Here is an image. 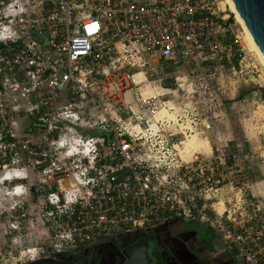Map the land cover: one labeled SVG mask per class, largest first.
Masks as SVG:
<instances>
[{
	"label": "built area",
	"instance_id": "built-area-1",
	"mask_svg": "<svg viewBox=\"0 0 264 264\" xmlns=\"http://www.w3.org/2000/svg\"><path fill=\"white\" fill-rule=\"evenodd\" d=\"M222 19L218 0H0V151L22 169L24 199L12 240L32 216L47 236L0 245V264L62 260L174 221L211 226L239 264H264V193L210 139L224 64L240 52L229 70L254 81ZM21 119L44 133L23 139ZM194 137L208 144L189 153Z\"/></svg>",
	"mask_w": 264,
	"mask_h": 264
},
{
	"label": "rangeland",
	"instance_id": "rangeland-1",
	"mask_svg": "<svg viewBox=\"0 0 264 264\" xmlns=\"http://www.w3.org/2000/svg\"><path fill=\"white\" fill-rule=\"evenodd\" d=\"M218 1L221 18H225L222 20L231 23L232 36L247 55V60L244 63L245 78L254 81H249L248 85L238 83L239 79L229 70L236 61L233 60L229 65L224 64L227 73L223 78H219L213 83L223 107L214 119V129L210 139L216 150H221L226 154H238L239 162L245 168V172H248V181L252 185L253 191L256 194L257 192L264 193V64L259 54L251 46L245 28L232 13L226 0ZM36 129L38 135L44 133L42 127ZM13 157L15 156L10 150L8 153L0 151V245H11L20 250L40 242H46L47 236L44 226L35 216H32L34 228L30 235L23 239L19 237L17 241L12 240L14 236L11 233L10 223H14L17 217L12 207L24 200L22 197L14 195L15 188L23 182L16 179L22 169L18 167L19 165L16 164ZM5 175H8L5 178L11 177L12 179L6 181ZM258 182H261L262 185L257 187L256 183ZM153 233L159 234L155 231ZM76 250L73 255L67 256V260L77 258L78 261L85 264H102V260L109 258L110 252L106 244L84 246ZM120 262H116V264Z\"/></svg>",
	"mask_w": 264,
	"mask_h": 264
},
{
	"label": "flooded vegetation",
	"instance_id": "flooded-vegetation-1",
	"mask_svg": "<svg viewBox=\"0 0 264 264\" xmlns=\"http://www.w3.org/2000/svg\"><path fill=\"white\" fill-rule=\"evenodd\" d=\"M161 228L163 230L159 231ZM146 242L151 244L152 264H239L235 253L224 246L223 238L213 227L188 221H174L155 230L138 231L109 242L106 244L109 258L102 260V264L119 261L123 264L134 247ZM70 259L81 264L77 258Z\"/></svg>",
	"mask_w": 264,
	"mask_h": 264
},
{
	"label": "water",
	"instance_id": "water-1",
	"mask_svg": "<svg viewBox=\"0 0 264 264\" xmlns=\"http://www.w3.org/2000/svg\"><path fill=\"white\" fill-rule=\"evenodd\" d=\"M235 8L243 20L246 28L257 44L262 56L264 57V0H232ZM163 85L167 89L176 87L174 78L165 79ZM151 244L146 242L137 245L131 251L128 259L123 264H152L153 259L150 253ZM27 264H78L76 262L62 259L54 260L51 258L36 260Z\"/></svg>",
	"mask_w": 264,
	"mask_h": 264
},
{
	"label": "bare ground",
	"instance_id": "bare-ground-1",
	"mask_svg": "<svg viewBox=\"0 0 264 264\" xmlns=\"http://www.w3.org/2000/svg\"><path fill=\"white\" fill-rule=\"evenodd\" d=\"M227 4L229 5L232 13L236 16L237 20L243 25V27L245 28V31H246V34H247V38L249 40V42L251 43V46L253 47V49L259 54V56L261 57L262 59V62L264 64V57L262 56L257 44L255 43L253 37L251 36L250 32L248 31V29L246 28L243 20L241 19L240 15L238 14L236 8H235V5L233 4L232 0H226ZM208 142L207 141H204L202 139H198V138H193V139H190L188 142H186L185 144V147H186V151L189 152V153H192L193 151H198L200 150L201 148H203L204 146H207ZM10 174V173H9ZM8 174V175H9ZM8 175H5V177H8ZM19 176L16 178L18 179ZM6 181H9L10 179H12L11 177L9 178H5ZM14 180V179H13ZM20 186V185H18ZM22 193H20V190L19 191H15L14 192V195L16 196H21Z\"/></svg>",
	"mask_w": 264,
	"mask_h": 264
},
{
	"label": "crops",
	"instance_id": "crops-1",
	"mask_svg": "<svg viewBox=\"0 0 264 264\" xmlns=\"http://www.w3.org/2000/svg\"><path fill=\"white\" fill-rule=\"evenodd\" d=\"M224 41L226 42V44H234L235 42V38L232 36V34H228L224 36ZM22 122V124H21ZM20 130H21V136L23 139H26L27 137H35L37 136V126L35 125V123H33L32 120L29 119H21L20 120ZM162 225L158 226L161 227ZM159 231L163 230V228L158 229ZM76 250V249H75ZM77 251V250H76ZM75 253L72 252L70 255H73ZM81 264H85L80 262Z\"/></svg>",
	"mask_w": 264,
	"mask_h": 264
},
{
	"label": "trees",
	"instance_id": "trees-1",
	"mask_svg": "<svg viewBox=\"0 0 264 264\" xmlns=\"http://www.w3.org/2000/svg\"><path fill=\"white\" fill-rule=\"evenodd\" d=\"M242 57V54L240 52H237V55H236V58H235V61L238 62L239 59ZM38 135V134H37Z\"/></svg>",
	"mask_w": 264,
	"mask_h": 264
},
{
	"label": "clouds",
	"instance_id": "clouds-1",
	"mask_svg": "<svg viewBox=\"0 0 264 264\" xmlns=\"http://www.w3.org/2000/svg\"><path fill=\"white\" fill-rule=\"evenodd\" d=\"M5 31H7V29H5Z\"/></svg>",
	"mask_w": 264,
	"mask_h": 264
}]
</instances>
